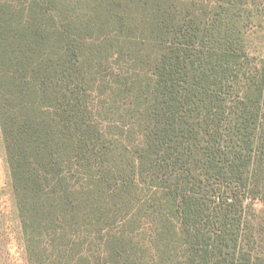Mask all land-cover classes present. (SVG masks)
I'll return each mask as SVG.
<instances>
[{
	"label": "trees",
	"instance_id": "1",
	"mask_svg": "<svg viewBox=\"0 0 264 264\" xmlns=\"http://www.w3.org/2000/svg\"><path fill=\"white\" fill-rule=\"evenodd\" d=\"M0 126L31 264H264V0H0Z\"/></svg>",
	"mask_w": 264,
	"mask_h": 264
},
{
	"label": "rangeland",
	"instance_id": "2",
	"mask_svg": "<svg viewBox=\"0 0 264 264\" xmlns=\"http://www.w3.org/2000/svg\"><path fill=\"white\" fill-rule=\"evenodd\" d=\"M258 45V44H257ZM259 46V45H258ZM262 46V45H261ZM258 50V49H257ZM264 223V214L259 218ZM0 264H31L0 126Z\"/></svg>",
	"mask_w": 264,
	"mask_h": 264
}]
</instances>
